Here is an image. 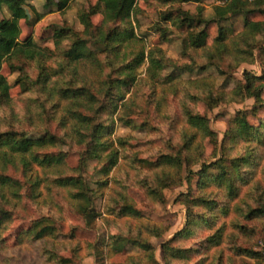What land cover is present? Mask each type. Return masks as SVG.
I'll use <instances>...</instances> for the list:
<instances>
[{"label":"trees","instance_id":"trees-1","mask_svg":"<svg viewBox=\"0 0 264 264\" xmlns=\"http://www.w3.org/2000/svg\"><path fill=\"white\" fill-rule=\"evenodd\" d=\"M72 1L45 0V6L63 12ZM202 1L96 0L87 9L77 12L81 31L65 23L48 27L51 35L47 39L53 46L49 49L38 46L31 37L20 40L19 23L28 21L26 1L0 0V12L9 13V17H0V72L6 65L11 72L18 73L15 84L23 94H41L43 101L32 100L39 110L36 115L45 121L56 116L60 128V137L47 128L36 135L16 130L11 125L6 131H0V243L13 219L7 207H14L22 200L44 206L43 191L49 192L51 188L65 195L85 226L94 224L99 216L95 206L109 184L108 175L123 157L120 149L124 151L125 140L112 138L116 123L132 126L136 121L131 115L136 111L150 115V106L141 109L135 101L136 90L143 83L137 79L142 64L146 62L145 75L151 84L149 102L159 111L161 104L165 106L168 95L178 91V86L170 83L167 89L162 88L157 93L156 87L163 81L172 82L182 73L204 72L208 68L226 81L238 66L253 61L254 51L264 43V0H213L219 4L213 7L210 20L203 17ZM139 2L159 9L160 23L157 22L153 29L163 40L169 41L172 35L168 27L180 30L183 35L180 37L181 51L184 56H191L190 64L177 66L160 48L146 47L144 39L135 33ZM189 3L195 5L194 14L182 7ZM255 15L262 16L263 20L253 21L251 17ZM96 16L101 17L98 24L93 21ZM237 17L244 18L238 33L233 34L222 26ZM211 24L216 25V34L208 43L206 31ZM193 54H199L204 61L198 62ZM30 70L35 73L33 77ZM185 83L186 98L194 105L203 101L212 108L252 100L253 107L250 113L236 112L228 121L219 146L206 116L188 108L186 100L182 99L180 115L184 117L185 127L179 132L178 144L169 141L165 144H168L166 153L153 160L140 159L136 155L130 160L132 165L141 166L151 174L140 182V187L145 198L153 204H164V190L180 186L183 180L189 184L195 178V189H189V185V192L180 195L186 207L185 227L161 244V260L163 264L184 263L193 254L216 248L214 263L202 257L194 264H236V259H240V264H248L245 260L263 264V255L254 246L256 238L264 239V223L256 221L264 218V187L254 180L250 167L253 166L251 151L262 139L264 122L251 125L248 116L251 113L256 116L264 108V73L257 76L245 71L243 81L228 91L215 88V80L209 76ZM10 90L11 86L0 73V111L10 104ZM45 105L54 112L46 115ZM59 144H72L80 149L75 168L67 166L64 153L47 152ZM206 144L212 147L210 158H206ZM235 144H242V151L232 154ZM218 148L219 156L215 157ZM89 163L99 166L96 174L103 180L90 182L85 179ZM194 166L198 167L197 171L193 170ZM10 169L18 171L21 179L9 176ZM184 170L186 176L183 178ZM219 197H223L220 202ZM199 208L202 213L196 211ZM104 211L106 216L130 218L137 224L126 235H113L111 244L103 243L104 251L117 253L127 246L137 247L141 256H129L124 264H158L149 238H160L161 228L144 221L125 192H114ZM219 219L222 221L217 225ZM204 227L206 232H212L202 238L195 249L175 244L177 239ZM59 233L55 220L42 216L32 220L17 240L18 244L47 245L48 240L55 239ZM44 250L49 254L47 248ZM96 254L97 257L101 255ZM52 255L51 261L56 259L57 264H70Z\"/></svg>","mask_w":264,"mask_h":264},{"label":"rangeland","instance_id":"rangeland-1","mask_svg":"<svg viewBox=\"0 0 264 264\" xmlns=\"http://www.w3.org/2000/svg\"><path fill=\"white\" fill-rule=\"evenodd\" d=\"M25 9L28 15V21H20L21 35L20 40L26 37H31L33 41L40 47L53 49L52 43L47 37L51 35V26H62L65 23L68 27L76 31H81L82 28L78 24L76 15L77 12L87 9L94 4L96 0H73L67 10L56 12L54 7H46L45 0H25ZM219 4L213 0H203L204 7L203 17L210 20L213 17V7ZM139 13L137 14L134 25L135 33L144 39L147 48H160L165 56L170 59L175 65L190 64L191 56H184L181 51L180 37L183 36L180 30L173 27H168L172 35L170 40L165 41L160 37L159 32L154 31V25L159 22V9L153 5H148L139 2ZM183 9L191 14L195 13V5L192 3L184 4ZM9 17V13L4 10L0 12V17ZM37 16L41 18L36 19ZM253 21L260 22L262 16H252ZM101 20L100 16L93 18L95 24ZM244 18L237 17L222 24L224 28L229 29L233 34L238 33L243 25ZM184 31V30H183ZM185 34V31H184ZM207 42L209 43L216 34V25L211 24L206 31ZM189 37V35H188ZM198 62H203L199 54L192 55ZM146 62L138 69L137 79L142 80L138 90H136V103L141 109L148 108V113L135 112L132 114L135 124L126 127L120 123H116L112 138H123L125 140L124 151L117 163V166L108 175L109 184L103 190V197L96 203V213L99 214L94 224L90 227L85 226L79 216L75 213L72 203L58 190L50 189L49 192L43 191L42 199H45V205H37L35 203L22 200L20 204L14 207H7L12 213L13 219L8 229L2 235L3 242L0 243V264H57L53 255L57 259L68 260L70 264H124L127 257L141 256L142 252L137 247L127 246L121 252L104 251L101 247L103 243L109 245L112 243L111 237L117 234L126 235L129 231L137 227L136 221L130 218H116L105 215L104 206L108 202L114 192H125L129 199L134 202L137 210L141 213L144 221L155 224L161 228L162 234L160 238H149V242L153 247L154 259L158 264H163L161 260V244L172 238L179 231L184 229L186 221V207L181 202V196L188 193V188L194 190L195 178L188 182L183 180L180 186H175L164 190V204H153L145 198L144 190L140 187V182L143 179L150 178L151 174L139 166L131 164L130 160L136 155L140 159L153 160L159 154L166 153V143L178 144L179 132L185 127L184 117L180 114V102L186 100V105L191 110H196L199 114L206 116L209 122L210 129L217 135L219 146L222 142L223 134L227 130L228 121L234 117L238 111L251 112L253 107L252 100H246L240 104H219L210 108L208 105L200 101L194 105L186 98V90L183 88L188 80H198L207 78L208 76L215 80V88L228 91L234 88L237 84L243 81V73L255 74L257 76L264 73V43H261L260 48L254 51L253 61L238 66L230 73L231 77L224 80V77L212 68H208L204 72L193 71L192 73H182L174 78L172 82L163 81L158 84L156 89L159 93L160 89L166 88L170 83H175L178 86V91L174 95L167 93L168 100L160 105L159 111H155V105L151 104L150 98V82L145 75ZM33 77L35 73L29 71ZM1 75L4 76L11 86L10 104L0 111V131H6L9 125L16 130H23L28 134L36 135L42 133L43 129L47 128L52 134L60 137V128L57 125V117L53 120L45 121L42 116H37L35 104L32 100L43 101L44 97L41 94H23L19 85L15 84L18 77L17 72H11L6 65L2 66ZM229 75V76H230ZM217 81V83H216ZM167 89V88H166ZM130 97V94L127 95ZM264 99V92L262 94ZM31 98V100H29ZM48 103V102H47ZM46 103V104H47ZM164 107V108H163ZM46 115H50L54 111L45 105ZM60 115V113H59ZM254 116L252 113L248 116V121L251 125L258 126L264 122V108L260 109ZM183 117V118H182ZM144 121V123H142ZM59 128V129H58ZM264 130L261 141L255 144V148L251 151L253 166L250 167L253 172L255 181H259L264 187ZM67 142V141H66ZM263 142V144H261ZM238 144V143H237ZM232 146V154H237L242 151V144ZM206 158H210L212 147L206 144ZM118 147V146H117ZM49 153H64L65 162L69 168H75L78 164L80 149L72 144H60L47 150ZM219 156L218 153L215 157ZM216 159V158H215ZM214 159V160H215ZM211 160V159H210ZM209 160V161H210ZM206 161V163H209ZM98 165L89 163L84 173L86 180L95 182L104 178L96 174ZM194 171L198 170L197 166L193 167ZM7 174L13 178L21 179L19 172L8 170ZM186 176L185 170L182 172V177ZM94 187V184H92ZM223 197L217 200L220 202ZM216 201V196H214ZM216 203V202H215ZM216 205V204H215ZM198 213L203 211L196 209ZM216 213V211H215ZM42 216H49L55 220L59 227V235L55 239H49L48 244L44 243H22L18 244V236L25 231L32 220ZM232 216L229 217V219ZM222 219H219L221 223ZM229 220H227L228 222ZM257 223H264V218L256 220ZM213 227H216L213 226ZM207 228H197L190 236L177 239L175 244L180 247L196 248L200 240L209 235L206 232ZM254 246L263 255L264 264V239L256 238ZM96 243V244H95ZM95 244V247L93 245ZM47 248L49 254L44 252ZM52 251V253L50 252ZM101 254L97 257V254ZM203 257L208 263L215 262L216 248L206 253L193 254L190 259L184 263L172 264H194L198 259ZM236 264H240V259H236ZM246 263L252 264V261L245 260Z\"/></svg>","mask_w":264,"mask_h":264}]
</instances>
